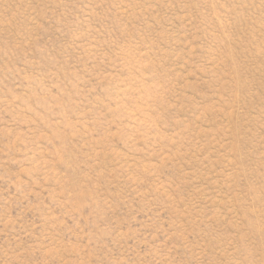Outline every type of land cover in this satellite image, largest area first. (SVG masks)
I'll return each mask as SVG.
<instances>
[{
    "label": "rangeland",
    "instance_id": "374dc122",
    "mask_svg": "<svg viewBox=\"0 0 264 264\" xmlns=\"http://www.w3.org/2000/svg\"><path fill=\"white\" fill-rule=\"evenodd\" d=\"M0 264H264V0H0Z\"/></svg>",
    "mask_w": 264,
    "mask_h": 264
}]
</instances>
